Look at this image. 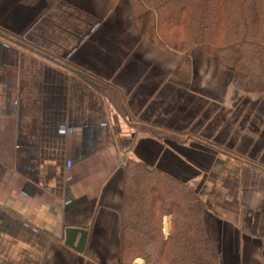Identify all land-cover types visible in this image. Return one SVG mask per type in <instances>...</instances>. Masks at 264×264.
<instances>
[{
  "label": "crops",
  "instance_id": "obj_1",
  "mask_svg": "<svg viewBox=\"0 0 264 264\" xmlns=\"http://www.w3.org/2000/svg\"><path fill=\"white\" fill-rule=\"evenodd\" d=\"M0 29L121 89L130 118L0 38V264H112L131 158L202 199L219 264H264V94L199 49L176 77L182 55L138 34L129 0H0ZM68 228L89 232L83 254Z\"/></svg>",
  "mask_w": 264,
  "mask_h": 264
},
{
  "label": "trees",
  "instance_id": "obj_2",
  "mask_svg": "<svg viewBox=\"0 0 264 264\" xmlns=\"http://www.w3.org/2000/svg\"><path fill=\"white\" fill-rule=\"evenodd\" d=\"M119 0H109L113 7ZM138 34L182 55L174 75L190 80L191 54L214 57L246 94H264V0H129ZM0 38L56 64L103 95L129 121L123 91L0 29ZM206 206L184 181L136 159L124 166L119 255L112 264H219L205 232ZM171 230L164 233V219Z\"/></svg>",
  "mask_w": 264,
  "mask_h": 264
},
{
  "label": "water",
  "instance_id": "obj_3",
  "mask_svg": "<svg viewBox=\"0 0 264 264\" xmlns=\"http://www.w3.org/2000/svg\"><path fill=\"white\" fill-rule=\"evenodd\" d=\"M88 236L89 232L87 230L68 228L66 230L65 245L77 253L83 254L86 250Z\"/></svg>",
  "mask_w": 264,
  "mask_h": 264
}]
</instances>
